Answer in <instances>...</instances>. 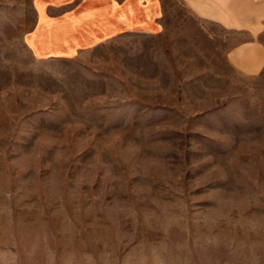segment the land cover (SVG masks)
Listing matches in <instances>:
<instances>
[{"label":"rangeland","instance_id":"1","mask_svg":"<svg viewBox=\"0 0 264 264\" xmlns=\"http://www.w3.org/2000/svg\"><path fill=\"white\" fill-rule=\"evenodd\" d=\"M36 1L0 0V264H264V68L141 32L39 59Z\"/></svg>","mask_w":264,"mask_h":264},{"label":"crops","instance_id":"2","mask_svg":"<svg viewBox=\"0 0 264 264\" xmlns=\"http://www.w3.org/2000/svg\"><path fill=\"white\" fill-rule=\"evenodd\" d=\"M33 6L36 23L25 41L39 59L141 32L163 43L168 38L171 53L189 51L190 44L208 51L214 75L228 68L251 76L264 68V0H37ZM243 29L251 38L231 39Z\"/></svg>","mask_w":264,"mask_h":264}]
</instances>
